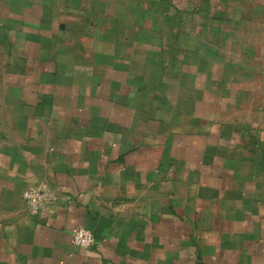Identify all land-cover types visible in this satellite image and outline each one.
I'll use <instances>...</instances> for the list:
<instances>
[{
  "label": "crops",
  "instance_id": "0c3cea01",
  "mask_svg": "<svg viewBox=\"0 0 264 264\" xmlns=\"http://www.w3.org/2000/svg\"><path fill=\"white\" fill-rule=\"evenodd\" d=\"M0 264H264V0H0Z\"/></svg>",
  "mask_w": 264,
  "mask_h": 264
},
{
  "label": "built area",
  "instance_id": "2783aa9c",
  "mask_svg": "<svg viewBox=\"0 0 264 264\" xmlns=\"http://www.w3.org/2000/svg\"><path fill=\"white\" fill-rule=\"evenodd\" d=\"M23 197L28 204L32 213L37 214L43 210L49 203L56 200V196L48 190L31 187L24 191ZM74 243L82 248L89 249L95 244V236L93 232L84 227H79L73 232Z\"/></svg>",
  "mask_w": 264,
  "mask_h": 264
}]
</instances>
